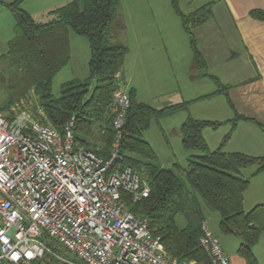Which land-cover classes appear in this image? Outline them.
Masks as SVG:
<instances>
[{
    "label": "trees",
    "instance_id": "16d2710c",
    "mask_svg": "<svg viewBox=\"0 0 264 264\" xmlns=\"http://www.w3.org/2000/svg\"><path fill=\"white\" fill-rule=\"evenodd\" d=\"M24 1L3 3L15 21L14 35L8 42L5 57L17 71L23 73L27 89L38 97L45 122L62 132L65 125L72 121L75 143L107 160L114 138L109 106L118 87L115 76L120 75L128 54L127 46L113 39L122 29L120 0H72L52 11L54 18L47 23L35 22L21 8ZM181 1L170 0V4L188 36L194 68L204 70L206 63L197 47L194 30L211 19L212 4L207 3L184 14L179 7ZM250 15L264 20V11L252 10ZM69 33L87 40L88 76L82 81L64 83L59 97L54 98L51 95L52 79L70 58ZM3 57L0 55V58ZM208 77L215 81L220 91L226 90L216 77ZM128 94L131 104L122 129L120 159L116 163L130 167L136 174H143L149 186L146 198L136 203L127 199L128 210L134 216L148 220L150 235L160 238L165 252L172 258L180 262L194 260L198 264H210L209 257L199 246L201 226L206 221L201 201L208 210L219 215L221 234L233 235L241 240L238 255L246 264H256L252 247L264 234V204L255 206L249 212L243 211V196L249 180L241 176L240 169L262 160L223 151L236 123L246 118L236 114L229 121L231 131L216 150L210 151L202 132L206 128L216 130L223 122L197 120L188 115L179 128L181 145L184 151L197 152L198 156L188 160L185 167L162 168L157 165L148 143L142 140V133L151 121L158 122L188 112L190 102L155 109L137 103L133 89ZM23 95L25 93L19 97ZM99 144L102 146L98 147ZM179 215L185 219L182 228L176 225Z\"/></svg>",
    "mask_w": 264,
    "mask_h": 264
},
{
    "label": "built area",
    "instance_id": "2783aa9c",
    "mask_svg": "<svg viewBox=\"0 0 264 264\" xmlns=\"http://www.w3.org/2000/svg\"><path fill=\"white\" fill-rule=\"evenodd\" d=\"M115 77L107 160L75 143L72 121L62 132L45 122L42 108L36 116L22 101L0 114V264H198L169 256L148 220L126 206L149 186L116 163L131 102ZM201 231L210 264H229L206 221Z\"/></svg>",
    "mask_w": 264,
    "mask_h": 264
},
{
    "label": "crops",
    "instance_id": "0c3cea01",
    "mask_svg": "<svg viewBox=\"0 0 264 264\" xmlns=\"http://www.w3.org/2000/svg\"><path fill=\"white\" fill-rule=\"evenodd\" d=\"M12 1L0 0V54L3 56H6L8 42L12 38L15 26V21L3 7V3ZM29 1L31 0L23 4L24 9ZM58 1L64 5L72 0ZM193 1L182 0L181 3L188 6ZM207 3L212 4L211 19L194 30L198 48L206 63V68L200 73L201 84L197 83L194 86L189 84L192 83L190 79L192 70L187 64V71L178 69L186 76L183 82V94L174 93L173 84L167 87L169 89L161 85V82L165 81V79L161 81L162 75L168 72V76H176L177 72L170 63L163 62L164 59L172 56L167 54L164 44L155 41L161 33L157 27L151 28V33H145L152 34L150 43L141 42L137 46L144 50L140 49V52L136 51L133 55L132 50L129 49L124 63L128 70L121 71L120 77L127 91L130 89L135 91V98L139 103L148 104L146 100L158 99V97V102L163 107L179 102H190L188 112H181L171 117L170 128L176 153L173 150L174 146H170L168 142L167 158L157 161L162 168L173 169L177 165L185 167L188 160L198 156L197 152L184 151L181 145L179 128L188 115L197 120L223 122L216 130L206 128L202 132L210 151L216 150L222 139L231 131L229 121L236 114L246 118L236 123L223 151L262 160L261 163L240 169L241 176L249 180L248 189L243 196V211L249 212L255 206L264 204V20L255 19L250 15L252 10L264 11V0H199L192 9L181 11L189 14ZM48 10L50 9L46 7L45 11ZM188 59H191L190 55ZM184 74L181 73L182 76ZM208 75L216 77L226 90L223 92L215 87ZM142 79L146 80L148 91L144 95H141L139 87V81ZM163 90L172 93L171 96L166 99V93H163L166 91ZM203 208L207 217H211L210 210L206 206ZM213 230L210 231L214 235ZM216 237L229 264H246L237 253L241 243L238 237L221 233ZM252 253L256 264H264V234L252 247Z\"/></svg>",
    "mask_w": 264,
    "mask_h": 264
},
{
    "label": "rangeland",
    "instance_id": "374dc122",
    "mask_svg": "<svg viewBox=\"0 0 264 264\" xmlns=\"http://www.w3.org/2000/svg\"><path fill=\"white\" fill-rule=\"evenodd\" d=\"M26 1L28 0H25L21 3V8L25 10L37 23L49 22L54 18V15H52L51 12L65 5H61L62 2L58 0H31L25 5L27 6L26 10L23 8V4ZM198 1L199 0H194L193 2H191L192 4L188 6L182 5L183 3L180 2V10L187 11L189 9H192V7H195V4ZM46 7L51 11H45ZM8 13L10 14L9 11ZM119 20L122 24V29L113 36V39L127 46L128 51L129 49L132 50L133 55H135L134 53L136 51L140 52V49H143L142 47H137L141 44V42H151L152 34H145L146 32L151 33V28L154 27L160 29L161 33L158 34V37H156L155 41L164 44L166 47L165 50H167V54H170V56H172L168 57L169 61L166 58L163 60V62H165L166 64L170 63L171 67L177 72L176 76H168V72L167 74L161 76V81L165 79L164 82H161V85H163L165 89H169L167 87L173 84L172 90L174 91V93H184L183 82L185 81L186 76L183 71H179L178 69L187 71V64H189V68L192 70L190 74L192 83L189 84L192 86L197 83L201 84L199 80L201 79L200 73L203 70L196 69L193 66L192 51L190 49L188 36L183 29L181 19L173 11L170 0H120ZM163 25L164 27L162 28ZM165 25H167V27H165ZM70 34L71 35L69 36H71V42L69 41L68 36L70 57L69 62L54 75L51 82V95L54 98L59 97L62 85L64 83L71 80L82 81L88 76L87 64L89 60V47L87 40L84 37L75 35L73 33ZM72 38L74 39L72 40ZM160 38L162 40H160ZM197 47H199V45H197ZM163 53L166 54L165 52ZM189 55L191 56V59H188ZM148 68L151 74L152 70L150 65L148 66ZM125 70L128 69L127 67L123 66L122 72H124ZM160 70L162 72V67H160ZM181 73L184 75L182 76ZM22 77L23 73L17 71L5 56L3 58H0V114L5 117L11 116L13 113L12 107L15 106V104L21 103L22 101L24 102V107L27 110L31 111L36 116H39L37 115V111L40 110L39 108H41L40 101L32 90L27 89V84ZM213 84L215 87H217L215 81H213ZM92 85H94V83ZM139 87L141 90V95L148 93V91L146 90L147 84L145 79L139 81ZM163 91H166L163 92L166 93V99L172 94L168 93L167 90ZM22 93H25V95L20 98L19 96H21ZM158 99L155 98L152 100H146L148 101V104H146L155 109L162 108L163 106L158 102ZM171 117L161 119L158 122L151 121L148 129L142 133L141 138L148 143L153 152V155L156 158V161H158L159 159L167 158L166 155L168 152V142L170 146H174L172 131L170 128L172 125ZM100 146L102 145L99 144L98 147ZM174 148L175 146L173 147V150L176 153V150ZM138 175L141 179L145 180L143 174L139 173ZM200 204L202 206V210L205 212V209L203 208L205 206L201 201ZM204 212L203 214L206 217L208 229H214V235L219 237V215L216 212L209 211L211 217L208 216V218L207 213ZM176 225L179 228L184 227L185 219L183 216L179 215L176 217ZM57 249L60 252L62 251L60 248Z\"/></svg>",
    "mask_w": 264,
    "mask_h": 264
}]
</instances>
